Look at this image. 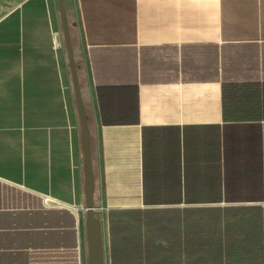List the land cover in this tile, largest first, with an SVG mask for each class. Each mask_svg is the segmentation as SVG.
I'll return each mask as SVG.
<instances>
[{
	"label": "crops",
	"instance_id": "1",
	"mask_svg": "<svg viewBox=\"0 0 264 264\" xmlns=\"http://www.w3.org/2000/svg\"><path fill=\"white\" fill-rule=\"evenodd\" d=\"M74 4L97 147L91 194L106 211V242L112 210L165 208L182 221L204 206L264 216V0ZM14 40L13 27L0 31V180L56 199L31 185L48 169L28 167L41 141L26 143Z\"/></svg>",
	"mask_w": 264,
	"mask_h": 264
},
{
	"label": "rangeland",
	"instance_id": "2",
	"mask_svg": "<svg viewBox=\"0 0 264 264\" xmlns=\"http://www.w3.org/2000/svg\"><path fill=\"white\" fill-rule=\"evenodd\" d=\"M12 27L23 70L26 143L41 141L39 151H28L35 159L33 166L28 161L27 165L48 169L44 182L31 185H42L56 199L46 201L42 194L0 180V264H92L87 239L95 226L100 232L101 264H108L106 211L94 201L88 209L83 195L79 97L85 72L76 52L80 36L74 0H0V31ZM30 62L37 85L32 86L33 94ZM95 145V140L89 141L85 158L91 163Z\"/></svg>",
	"mask_w": 264,
	"mask_h": 264
},
{
	"label": "trees",
	"instance_id": "3",
	"mask_svg": "<svg viewBox=\"0 0 264 264\" xmlns=\"http://www.w3.org/2000/svg\"><path fill=\"white\" fill-rule=\"evenodd\" d=\"M260 214L204 206L182 221L165 208L112 210L108 264H264Z\"/></svg>",
	"mask_w": 264,
	"mask_h": 264
},
{
	"label": "water",
	"instance_id": "4",
	"mask_svg": "<svg viewBox=\"0 0 264 264\" xmlns=\"http://www.w3.org/2000/svg\"><path fill=\"white\" fill-rule=\"evenodd\" d=\"M79 101L81 104V107L79 109V115L81 116V131H83V154H84V179H85V187H84V196H85V204L88 209H90L93 206V195L92 188H93V171H92V163L87 161V154L89 150V141H90V135L88 133V126H87V119L88 115H86L84 102L79 97ZM100 232L98 227L95 226V228H91L88 231V239L87 243L89 245V252H90V259H92V264H101V254H102V248H101V242H100Z\"/></svg>",
	"mask_w": 264,
	"mask_h": 264
},
{
	"label": "bare ground",
	"instance_id": "5",
	"mask_svg": "<svg viewBox=\"0 0 264 264\" xmlns=\"http://www.w3.org/2000/svg\"><path fill=\"white\" fill-rule=\"evenodd\" d=\"M51 199L52 198H49V197L48 198L47 197L44 198V200H46V201L51 200Z\"/></svg>",
	"mask_w": 264,
	"mask_h": 264
}]
</instances>
